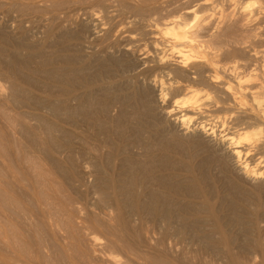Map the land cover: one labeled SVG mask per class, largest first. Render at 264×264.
Wrapping results in <instances>:
<instances>
[{"label": "rangeland", "instance_id": "rangeland-1", "mask_svg": "<svg viewBox=\"0 0 264 264\" xmlns=\"http://www.w3.org/2000/svg\"><path fill=\"white\" fill-rule=\"evenodd\" d=\"M201 1L0 0V264H264V180L218 123L182 128L177 84L226 121L241 109L154 42L182 15L264 77V0Z\"/></svg>", "mask_w": 264, "mask_h": 264}, {"label": "bare ground", "instance_id": "bare-ground-1", "mask_svg": "<svg viewBox=\"0 0 264 264\" xmlns=\"http://www.w3.org/2000/svg\"><path fill=\"white\" fill-rule=\"evenodd\" d=\"M202 1L200 3H202ZM250 12L251 11L247 12L249 16ZM185 13L186 15L192 14L194 19L197 17L196 7L188 8ZM89 18L90 21L92 23L95 22L96 25L94 17L90 16ZM184 18H182V15H173L162 22L163 26L159 28L156 26L158 29V32H156L160 34V37L159 39L156 37L154 42L161 43L159 46L162 45L161 47H156L155 44L156 49L159 51L157 62L161 64L160 66L163 64L164 66L166 64L171 66L177 61L179 68H184V70H182L184 71L186 77L192 75L195 76V74L205 77L214 84L210 83L211 85L218 88L222 93H225L224 96H226L227 99L223 96L224 100L226 99L231 101V104H235V107L237 105L238 108L241 109L240 113L242 119L237 121L236 118V122H234V120L233 122H229V120L226 121L224 116L213 114V110H209L208 107L204 108V106H201V102L198 103L202 97V89L199 90L188 83H183V85L180 84V87H178L177 84V88H180L179 91L183 97L181 96V98L174 101L177 107L185 108V112L183 111V114H180L179 117L177 116L178 121L182 128H188L189 124L192 122L194 114H198V118H204L205 120L195 123L197 124L196 128L208 136L211 135V133H214L215 130L213 131V127L218 123L217 125L221 128V130L219 131L218 138L216 139L225 143L228 151H230L231 155L236 159L238 167H240V169L245 173V175L247 174L250 179L264 180V144H262V140L264 139V77H261V75L259 76V74L258 76L255 75L257 74L256 72L252 74L254 71L251 72V70L255 69H251L249 72H244L247 70L241 72L243 69L241 70V68H239V63H237L235 59L230 62L224 60L220 47L215 46L216 44L213 45L212 42V44L209 42V40H211L209 39L211 36L210 33H212L210 31L211 28L207 27L206 29H203V27H201L202 30L200 31L197 29V27L200 28L199 25L195 26L193 21H187V19ZM244 19L245 20L242 23L247 24L249 22L248 17ZM257 50L254 49L253 54H258L259 57V54L261 53L260 57L262 56V59L259 63H262L260 67L264 72V48L260 49V51ZM174 58H177V60L175 59L176 61H174ZM140 64L143 65L146 63L144 61ZM164 66L160 68L162 72L167 70ZM241 67L243 68V66ZM263 72H261V74ZM161 87L159 94L161 98H164L166 94L164 93V89ZM224 100L222 101V104H228V101ZM231 104L229 103V106H231ZM216 105L217 104H215V106ZM195 117H197V115ZM251 152H254L255 154L251 157H256L253 158V161H251L252 159L250 160L253 164H250V161H247V157L251 155ZM210 161L212 162V160ZM204 163L208 164L209 162ZM210 163L208 165H210ZM262 184H258V186H263ZM259 190L260 189L256 186L255 193L258 194V192H260ZM254 201H258V199ZM263 215L260 214V216Z\"/></svg>", "mask_w": 264, "mask_h": 264}]
</instances>
